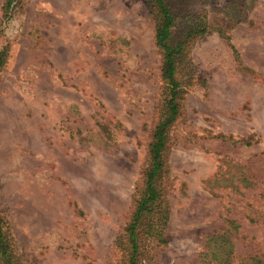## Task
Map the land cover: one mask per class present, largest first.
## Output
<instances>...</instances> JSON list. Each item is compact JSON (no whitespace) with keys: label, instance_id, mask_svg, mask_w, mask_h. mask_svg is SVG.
<instances>
[{"label":"rangeland","instance_id":"374dc122","mask_svg":"<svg viewBox=\"0 0 264 264\" xmlns=\"http://www.w3.org/2000/svg\"><path fill=\"white\" fill-rule=\"evenodd\" d=\"M184 1L171 2L174 37L207 29L179 61L182 112L158 178L165 242L149 239L140 264H203L205 236L223 227L235 257L264 259V0ZM4 2L0 215L16 254L21 264H125L162 103L151 6L13 0L4 18Z\"/></svg>","mask_w":264,"mask_h":264},{"label":"trees","instance_id":"16d2710c","mask_svg":"<svg viewBox=\"0 0 264 264\" xmlns=\"http://www.w3.org/2000/svg\"><path fill=\"white\" fill-rule=\"evenodd\" d=\"M173 0H148L154 19V42L161 52L162 63L160 68L162 87V103L160 114L153 128L151 142L148 149L149 164L144 172V187L141 195L135 200L134 208L122 238L129 248L128 259L125 264H140L145 244L149 239L156 238L157 242L164 240V230L168 220L167 200L164 192L158 186V178L165 170L167 160L168 130L182 112L181 100L185 89L178 78L179 61L186 55V43L198 38L207 29H196L187 26L182 31V37H174V28L177 24L179 12L172 9ZM183 3L185 2L182 0ZM13 0H5L3 4L4 18L9 16ZM182 15H186L187 7H181ZM227 39L229 37L226 36ZM232 47V46H231ZM233 51L235 49L232 47ZM8 45L0 48V70L6 63ZM224 141L233 139L222 135ZM233 143L243 145L252 144L251 137L232 140ZM234 227L236 224L231 222ZM142 234V236H141ZM121 237L118 242H121ZM203 264H264L260 255H249L244 258L235 257L231 231L226 228L215 229L205 236L204 247L199 254ZM0 262L2 264H21L14 244H12L9 230L0 215Z\"/></svg>","mask_w":264,"mask_h":264}]
</instances>
